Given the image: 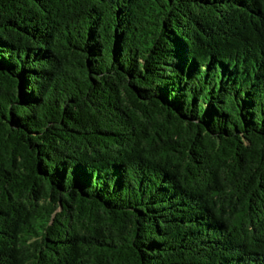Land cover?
<instances>
[{
	"label": "trees",
	"instance_id": "16d2710c",
	"mask_svg": "<svg viewBox=\"0 0 264 264\" xmlns=\"http://www.w3.org/2000/svg\"><path fill=\"white\" fill-rule=\"evenodd\" d=\"M0 264H264V0H0Z\"/></svg>",
	"mask_w": 264,
	"mask_h": 264
}]
</instances>
